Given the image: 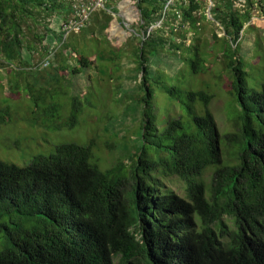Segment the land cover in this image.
<instances>
[{"label": "trees", "instance_id": "16d2710c", "mask_svg": "<svg viewBox=\"0 0 264 264\" xmlns=\"http://www.w3.org/2000/svg\"><path fill=\"white\" fill-rule=\"evenodd\" d=\"M134 1L142 29L161 22L171 5V0ZM203 1L182 0L169 16L195 27ZM239 1L223 0L210 10L231 42L221 50L233 130L218 129L210 89L187 82L206 69L204 54L184 42L172 44L173 58L185 68L164 76L143 67L141 147L128 167L122 161L101 171L92 162L93 143L61 144L24 167L0 160V264H264V83L249 90L247 63L239 53L251 10L264 14V0H244L245 12L236 9ZM71 5L0 0L4 64L25 66L41 52L49 56L47 26L57 15L66 22L64 10ZM153 36L144 46L153 39L152 49L161 54L165 42ZM77 62L92 63L84 55ZM149 80L184 115L158 118ZM78 116L74 101L69 128ZM174 180L183 183L184 195L167 183Z\"/></svg>", "mask_w": 264, "mask_h": 264}, {"label": "rangeland", "instance_id": "374dc122", "mask_svg": "<svg viewBox=\"0 0 264 264\" xmlns=\"http://www.w3.org/2000/svg\"><path fill=\"white\" fill-rule=\"evenodd\" d=\"M63 1H71V7L65 8L63 14L70 17L74 0ZM181 2L171 0L164 19L142 29L134 0H104L86 28L67 39L61 32L63 20L58 15L50 20L47 28L52 32L46 43L49 54L55 50L54 55L41 52L34 56L33 64L28 62L25 66L18 62L8 66L0 59V160L24 167L40 157L50 156L61 144L93 143L92 162L101 171L106 172L122 161L128 167L129 160L141 147L139 98L143 67L148 73L176 75L185 67H181L177 57V61L173 58L175 50L170 46L181 42L190 48L198 47L204 54L206 69L187 82L198 89H210L214 94L211 111L217 127L221 133L231 132L233 99L221 50L226 41L231 42L224 37L210 11L215 4L222 6L223 0L203 1V8L194 15L196 29L182 17L169 16L171 6ZM235 6L246 11L244 0ZM172 27L177 31L172 33ZM215 34L218 40L214 39ZM152 35L162 37L165 42L164 50L159 49L161 54L152 49L153 39L144 46L145 39ZM240 36L239 53L247 63L245 70L251 91L264 83V14L259 8L251 10V19ZM142 52L146 57L143 65ZM79 55L87 56L92 63L88 66L78 63ZM24 57L29 60L27 51ZM47 60L50 65L44 67ZM148 85L156 90L153 103L158 118L184 115L180 106L170 105L153 81L149 80ZM74 101L79 104V116L76 126L69 128ZM167 183L174 185L177 194L184 195L183 183L177 180Z\"/></svg>", "mask_w": 264, "mask_h": 264}, {"label": "built area", "instance_id": "2783aa9c", "mask_svg": "<svg viewBox=\"0 0 264 264\" xmlns=\"http://www.w3.org/2000/svg\"><path fill=\"white\" fill-rule=\"evenodd\" d=\"M104 0H74L72 8L73 13L63 22L61 32L64 34V38L74 33L82 32L89 24L90 18L98 7H103ZM51 54L54 55V52ZM50 54V55H51ZM50 65L49 60L45 62L44 67Z\"/></svg>", "mask_w": 264, "mask_h": 264}]
</instances>
